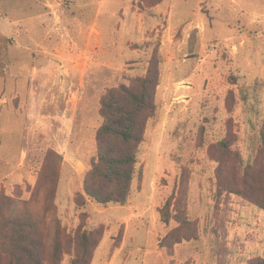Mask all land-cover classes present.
I'll use <instances>...</instances> for the list:
<instances>
[{
  "label": "rangeland",
  "instance_id": "374dc122",
  "mask_svg": "<svg viewBox=\"0 0 264 264\" xmlns=\"http://www.w3.org/2000/svg\"><path fill=\"white\" fill-rule=\"evenodd\" d=\"M153 56L155 111L127 202L93 203L82 180L95 156L101 95L143 74ZM205 117L206 143L198 148ZM263 125L264 0H162L149 9L136 0H0V194L29 198L46 152L60 155L62 225L103 228L90 264H105L122 234L127 255L118 264L264 257V209L216 192L208 180L222 137L243 162L260 165ZM182 167L188 176H179ZM171 196L184 203L195 237L166 248L176 221L162 224L157 208Z\"/></svg>",
  "mask_w": 264,
  "mask_h": 264
},
{
  "label": "trees",
  "instance_id": "16d2710c",
  "mask_svg": "<svg viewBox=\"0 0 264 264\" xmlns=\"http://www.w3.org/2000/svg\"><path fill=\"white\" fill-rule=\"evenodd\" d=\"M162 0H136L140 8H151ZM158 80V62L153 56L141 75L127 83L108 87L98 107L100 122L95 131V156L82 180V195L100 204L124 205L134 178V164L143 141L147 119L154 114V89ZM209 117L198 126L196 147H203L208 134ZM260 152L264 156V125L259 130ZM226 137L216 141V166L208 178L216 192L232 193L264 209V160L260 165L243 162L232 151ZM233 158V163H229ZM225 168L227 174H225ZM60 155L53 150L45 154L36 186L29 198L17 194H0V264H59L70 253L68 264H90L103 235L101 226L85 229L81 225L68 232L62 225L55 204L60 179ZM188 176L186 167L179 176ZM225 176L228 183L224 182ZM183 177V178H184ZM80 205V203H78ZM184 203L170 197L157 208L159 220L170 228L165 239L173 247L181 240L193 239V224L184 216ZM181 230H186L180 234ZM120 238L114 246H118ZM161 240L159 246L161 247ZM162 246V247H163ZM246 264H264V257L249 258Z\"/></svg>",
  "mask_w": 264,
  "mask_h": 264
},
{
  "label": "crops",
  "instance_id": "0c3cea01",
  "mask_svg": "<svg viewBox=\"0 0 264 264\" xmlns=\"http://www.w3.org/2000/svg\"><path fill=\"white\" fill-rule=\"evenodd\" d=\"M119 207H123V205H120ZM128 214L124 217V220H125L124 229H126L128 223L130 221V218L133 217V213H131L129 215ZM123 233H124V231H123ZM109 248H110V245H109L108 249ZM124 252H125V243H124V239L122 237L119 245L116 246L114 249H112V252L110 254H108V258H107L105 264H118L116 261H117V259H119V257H122L123 259H124V257H126L127 253H125L123 255ZM120 264H122L121 261H120Z\"/></svg>",
  "mask_w": 264,
  "mask_h": 264
}]
</instances>
